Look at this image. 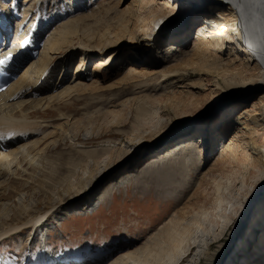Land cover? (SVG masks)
<instances>
[{
  "label": "rangeland",
  "instance_id": "rangeland-1",
  "mask_svg": "<svg viewBox=\"0 0 264 264\" xmlns=\"http://www.w3.org/2000/svg\"><path fill=\"white\" fill-rule=\"evenodd\" d=\"M18 1L21 4L24 0ZM71 1L45 0L43 13L45 16L50 15L45 19L41 18V22L47 26L49 19H53L49 22V30L44 31L41 36L40 45L67 22L71 24L73 30L74 28L77 30V33L71 37V40L75 42L74 47L59 51L49 59L44 74H50L52 77L50 80H45L42 78L44 74L42 75L40 83L36 86L37 93L32 95L31 99L36 101L43 96L47 98L71 84L73 80L66 78L70 75L74 76L73 72L79 63L82 65L81 71L84 75L81 77L82 81L88 85H92L94 81L92 72L94 58L107 55L106 57L111 58V64L100 68L97 75L99 83L95 87L92 85L90 89L83 90L84 93L79 92L77 96L75 94L69 96L66 103L61 106L62 115H59L54 107L28 111L34 120L43 124L35 127V133L28 134L29 139L25 142L39 140L35 148L41 149L36 159L39 165L31 166L23 162L21 167L28 172L27 174L21 170L2 172L0 182L3 183L0 187L3 193H0V214L3 225L0 227L6 228L8 225L15 224L23 227L26 225L25 221L40 215L42 217L39 222L44 218V226L50 232L52 252L59 250L75 252L88 246H95L97 260L92 263L109 264L127 250L142 246L149 236L173 214H177L191 204L195 206L206 198L203 188L208 182V168L212 167L218 157L217 140L220 141L228 135L226 129H229V126L224 125L231 123V116L237 114H240L239 119L244 120L252 110L260 106L264 100V80L244 81L246 77H249L248 72L242 75L244 79H240L235 76L237 74L233 75L222 65L215 64L212 68L185 66L186 62L193 59V44L188 38L183 40L181 33L188 27V22L180 20L178 16L174 17L172 27L161 25L156 28L154 33L158 36H152L156 39L153 41L156 46L150 45L148 50L143 49L145 55L142 48L139 51L143 58L151 62L152 69L166 68L167 70L175 66L182 67V70L177 73L178 79L175 83L170 80L171 78L161 74H152L143 79H125L128 58L132 51L123 49L125 46L118 42L120 40H116L109 45L110 47L108 45L92 46L95 48L88 51L89 55L84 53L83 55L87 57L81 62L79 52L82 46L79 44L88 45L95 40L85 39L84 30H88L95 36L107 30L113 33L124 21L126 12L131 6H136L137 0H92V3L85 0L91 4L78 6L75 13L71 12L70 8L75 7L73 3L71 5ZM78 1L82 2V0ZM1 2L3 5L0 4V8L5 10V7H8L6 2L10 4L11 0ZM12 5L10 7L16 11L12 15L16 16L18 10L16 5ZM19 9L23 12V3ZM36 10L41 12L42 9L40 7ZM29 13V15L33 14L32 11ZM38 16H40L39 13L35 17ZM121 37H125L124 33ZM178 41L182 43L179 44ZM171 44L175 47L170 46ZM40 45L36 48L37 56L32 60H36L39 56L42 49ZM151 51H154V54L152 53L150 57L146 56ZM214 61L218 62L217 59ZM59 67L63 69H57ZM57 70H61L60 72L66 77L60 73L58 74L61 76H55ZM63 76L66 81L64 80L62 85L61 83L57 85L58 80ZM55 83L58 88L47 89V85L52 86ZM54 106L58 105L54 104ZM119 110L120 117L114 118L112 115L119 113ZM155 112H158L160 117L164 116L163 123H157L158 134L151 138L147 135L140 139L134 137L138 131L142 132L144 129L151 128L149 121L156 124L158 118ZM166 112L169 113L167 116ZM227 114L228 117H226ZM203 122L206 131L195 126ZM58 125H62V130L51 134L52 128ZM221 125L224 126L222 129ZM231 126L234 127L235 124ZM197 129L201 131L200 135L194 132ZM27 130L30 132L31 129ZM186 138H192L200 148L202 147L203 152L199 153L198 146L192 143L180 160L170 158L166 161L151 163L152 156ZM10 168L13 169V167ZM125 170L132 171V176L123 180L122 185H119L112 196L98 202V192L104 183L111 178L119 181L118 175L120 176ZM256 172L255 167H249L228 177V180L232 182L230 199L235 201L238 195L240 196L246 190L245 188H249L248 185L257 184L260 181L263 183L262 177L255 179ZM225 175L227 174L224 173ZM22 178H29L31 182L23 185ZM243 183L247 186H244L241 192ZM261 198L264 199L262 191L257 199ZM97 202L104 204L103 207L99 208L101 206L99 205L98 210L88 214L85 209L88 210ZM94 208L90 207L91 211ZM251 219L252 215L244 224H239L235 220L230 226V231H227L223 240L219 242L223 245L213 241L210 252L206 256H203L201 246V248L192 249L182 264H216L219 259L216 255L223 251L235 228L239 230L234 237V249L226 255L225 262L253 264L251 259L255 257L254 248L262 240V228L260 230L259 227L256 228L255 236L247 244L244 243L245 245L242 246L240 244ZM34 227L36 232L37 226ZM30 229L28 227L26 230ZM220 229L221 227L217 232ZM32 230L29 231V235ZM236 242L238 243L235 246ZM35 246L34 242L29 243L26 240L25 233L12 236L0 243V259L13 264L18 253H22L21 256L28 254V248L35 249Z\"/></svg>",
  "mask_w": 264,
  "mask_h": 264
},
{
  "label": "bare ground",
  "instance_id": "bare-ground-1",
  "mask_svg": "<svg viewBox=\"0 0 264 264\" xmlns=\"http://www.w3.org/2000/svg\"><path fill=\"white\" fill-rule=\"evenodd\" d=\"M136 2V6H131L130 10L126 12L124 21L119 24L118 29L115 27L117 30L113 31V33L107 30L99 32L95 36V34L90 33L88 30H84L85 36H83L85 39L95 40L90 44L87 43L88 45L84 43L79 44L82 46L79 52L81 54V62L87 57L86 55H89L88 51L91 48H95L92 46L99 45L105 47L113 44L116 40H120L118 42L123 43L125 46L123 49L132 51L128 58L129 63L125 79H143L148 78L150 75L152 76V74H161L167 76L166 78H171L170 80L175 83L178 79L177 73L182 70V67L175 66L167 70H165L166 68L164 70L163 68L160 70L152 69L150 68L151 62L143 58V55L139 51L142 48L145 55V50L143 49H147L150 45L156 46L153 42L156 39L152 38V36H158L154 33L156 28H159L161 25H167L169 28L172 27L174 17L178 16L180 20L188 22V27L182 33L180 32L182 34L180 35L183 36V40L188 38L189 42L193 44H191L193 47V59L186 62L185 66H188V68H194V66L200 68L208 66L212 68L215 64L222 65L223 68L225 66L233 75L234 73L237 74L235 76L240 79L243 77V74L248 72L249 77L242 78L244 81H252L251 79L264 80V0H137ZM28 3L29 0L23 1L24 6ZM1 5L3 4L1 3ZM25 8L26 10L24 9L22 12L23 20L18 21L19 34L25 38L27 30L30 26H33V34L31 36H34L38 41V38H41L44 31L49 30L50 25L48 23L47 26H41L36 23L41 17H35L38 15V11L33 8L32 3L31 5H26ZM2 9L4 8H0L2 27H6L8 21H5L6 18L8 20V16L5 14V10ZM16 9L18 10L17 7ZM29 10L33 14L29 15ZM12 11H15L14 8H12ZM24 25H26L25 29ZM76 31L75 28L73 30L71 24L68 22L62 24L60 28L48 36L46 41L44 40L45 43L42 44V49L36 60H32L35 54L32 49L21 50L15 56L14 60L16 62L13 67L18 69L19 75L13 80L7 91L0 93V124H2L0 133L3 134L0 136V177L2 172H13V170H21L27 174L28 172L21 167L23 162L31 166L39 165L36 163V159L41 149H35L39 140L29 143L25 142L29 139L28 134L35 133V127L43 124L34 120L28 111L54 107L59 112L58 114L62 115L61 106L66 103L69 96L73 94L77 96V93L90 89L92 85L95 87L99 83L97 75H99L100 68L111 64V58L106 57L107 55L94 58L92 68L94 81L92 85H88L82 81L81 77L84 76L83 72L81 73L82 65L79 63L75 69L71 84L47 98H43V96L39 100H37L38 98L36 101L32 100L31 96L37 93L38 87L36 86L40 83L39 81L48 67L49 59L59 51L69 50L75 46L73 44L75 42L71 40V37L76 35ZM122 33L125 35L124 38L121 37ZM178 43L182 42L178 41ZM170 46L175 47L173 44ZM84 53L86 55H83ZM152 53L154 54V51L147 53L146 56L150 57ZM214 59H217L218 62L214 61ZM63 79L64 76L58 80L57 85H60V83L62 85ZM55 85L56 83L52 86L47 85L48 88H46H58ZM101 86L99 87L101 88ZM96 89H98L97 86ZM54 104L58 106H54ZM17 111L18 114H16ZM120 113L119 110V113L112 116L114 118L116 116L120 117ZM155 114L158 118L156 124L163 123L164 116L160 117L158 112H155ZM168 114L166 112V116ZM238 115L240 114L231 116L232 122L224 125L225 127L229 126V129H226L229 136L225 134V138L220 139V141L217 140V147H219L218 157H216L217 159L212 167L208 168V182L206 187L203 188L206 198L195 206L192 204L187 206L189 210L183 208L177 214H173L171 218L149 236L142 246L133 250H127L109 264H182L184 259L188 258L192 249L201 247L203 248V256H206L210 252L213 241L223 245V243L219 242L223 240L225 233L230 231V226L235 220L239 224H244L250 215H252V219L240 244L241 246L244 243L247 244L255 236L256 228L259 227V230L262 228V240L254 248L256 255L254 254L255 257L251 260L253 264H264V199H257L261 191L264 195V181L263 183L260 181V183L248 185V189L245 188L247 185L243 183L240 191L244 188L246 190L233 201L230 199L232 195L230 191L232 182L228 180L229 176L231 177V175L241 169H248L249 167L257 169L255 179L259 177H262V180L264 179V100L244 120L239 119ZM226 117H228V114ZM114 121L112 119V122ZM150 122L151 128L144 129L142 132L136 131L137 135L134 137L140 139L145 135L149 136V138L157 135L159 131L158 124L156 125L153 121ZM232 124H235V126H231ZM195 126H199V129L202 131H206V128L204 129V122L197 123ZM224 126L221 125V129ZM61 127L62 125L55 126V128L51 127L52 131L50 133L62 130ZM27 129H31L30 132ZM6 131L7 133H5ZM194 132L200 135L201 131L197 129ZM62 133L64 134V132ZM192 143L197 145L192 138L180 140L171 148L164 149L165 151L163 150L157 153V155L152 156L151 159L153 160L151 163L162 160L166 161V159L170 158L180 160ZM197 146L199 153H202V147ZM10 167H13V169L11 170ZM131 172L127 170L122 172L117 177L119 181H116V178L108 179L101 190H99L97 201L102 202V200H105V194L109 190L110 185H116L127 177L132 176ZM224 173L227 174L225 175L226 177ZM22 181L23 185L31 182L29 178H22ZM0 190V193H3L2 187H0ZM97 203L90 206L91 208L95 207L92 211L96 209ZM90 207L88 210L85 209L88 213L92 212ZM40 217L42 216L38 215L30 218L24 222L26 225L23 227H20V224L8 225L6 228L5 226L0 227V241L3 237L9 238L20 235L28 227L35 230L34 226L37 225ZM1 219L0 214V225H3ZM219 227L221 229L217 232ZM238 230L235 228L233 233H231V239L225 244L223 251L216 255L219 256L216 264L226 263L225 257L234 249V237L237 236ZM237 243H235V246ZM259 261L261 262L257 263Z\"/></svg>",
  "mask_w": 264,
  "mask_h": 264
},
{
  "label": "snow or ice",
  "instance_id": "snow-or-ice-1",
  "mask_svg": "<svg viewBox=\"0 0 264 264\" xmlns=\"http://www.w3.org/2000/svg\"><path fill=\"white\" fill-rule=\"evenodd\" d=\"M0 63H2V61H0Z\"/></svg>",
  "mask_w": 264,
  "mask_h": 264
}]
</instances>
